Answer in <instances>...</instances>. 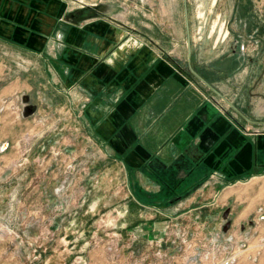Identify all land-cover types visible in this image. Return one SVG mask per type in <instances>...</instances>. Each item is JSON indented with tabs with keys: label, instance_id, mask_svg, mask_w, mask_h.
I'll return each instance as SVG.
<instances>
[{
	"label": "crops",
	"instance_id": "1",
	"mask_svg": "<svg viewBox=\"0 0 264 264\" xmlns=\"http://www.w3.org/2000/svg\"><path fill=\"white\" fill-rule=\"evenodd\" d=\"M87 1L79 0L96 5L91 14L67 0H0V47L31 63L28 78L2 84L0 94L32 97L44 87L47 105H60L109 161L122 163L125 194L132 205L134 189L142 191L148 226L214 204L230 207L233 226L252 216L264 222V106L234 108L223 67L181 62L176 32L159 19L150 25L140 10L147 21L137 22L121 0Z\"/></svg>",
	"mask_w": 264,
	"mask_h": 264
},
{
	"label": "rangeland",
	"instance_id": "2",
	"mask_svg": "<svg viewBox=\"0 0 264 264\" xmlns=\"http://www.w3.org/2000/svg\"><path fill=\"white\" fill-rule=\"evenodd\" d=\"M67 1L72 11L96 7ZM186 3L190 63L223 67L233 105L264 106V0ZM120 4L137 22L147 21L141 10L150 25L159 19L163 31L174 30L173 46L179 60L187 62L184 0ZM29 70L28 55L0 47V86L27 79ZM43 88L39 85L32 97L27 91L0 94V264H229L227 257L241 249L235 264H264V222L258 216L233 226L230 207L214 204L212 211H176L159 227L154 225L158 220L146 225L151 210L140 189H134L131 205L122 163L109 161L60 105H47ZM25 95L36 107L29 116L24 115ZM228 109L235 113L231 105ZM208 213L214 219L208 220Z\"/></svg>",
	"mask_w": 264,
	"mask_h": 264
},
{
	"label": "water",
	"instance_id": "3",
	"mask_svg": "<svg viewBox=\"0 0 264 264\" xmlns=\"http://www.w3.org/2000/svg\"><path fill=\"white\" fill-rule=\"evenodd\" d=\"M185 1V16H186V26H187V31H188V40H187V44H188V49H189V57L191 58V38H190V31H189V21H188V8H187V3L186 0ZM191 70L193 71V73L198 76L200 79L204 80L210 87H212V89L219 95H221L222 97H224L222 95V93L216 89L212 84H210L209 82H207L192 66H191ZM226 99V97H224ZM24 102H25V107H24V115L25 116H29L32 115L35 111H36V107L31 103L30 101V97L29 96H24L23 98ZM234 108H236L235 105H233L232 102H230L228 99H226ZM237 109V108H236ZM238 110V109H237ZM254 123H259L258 121H254L251 120ZM229 225H227V227L225 229L228 228Z\"/></svg>",
	"mask_w": 264,
	"mask_h": 264
},
{
	"label": "built area",
	"instance_id": "4",
	"mask_svg": "<svg viewBox=\"0 0 264 264\" xmlns=\"http://www.w3.org/2000/svg\"><path fill=\"white\" fill-rule=\"evenodd\" d=\"M230 239H233V237H230ZM242 244H243V243H241V245H242ZM242 246H243V245H242ZM244 251H245L244 249H241V250L238 251L237 253H235V254H233V255L227 257V259H226L225 261H227V262L229 261V264H235V262L237 261V257H238V255L242 254ZM233 252H234V251H233ZM196 260H199V259H198V258L196 259V257H195L194 262H195ZM170 261H172V260L169 259L168 262H170Z\"/></svg>",
	"mask_w": 264,
	"mask_h": 264
},
{
	"label": "trees",
	"instance_id": "5",
	"mask_svg": "<svg viewBox=\"0 0 264 264\" xmlns=\"http://www.w3.org/2000/svg\"><path fill=\"white\" fill-rule=\"evenodd\" d=\"M86 12H87L88 14H91V12H90L88 9H86Z\"/></svg>",
	"mask_w": 264,
	"mask_h": 264
},
{
	"label": "flooded vegetation",
	"instance_id": "6",
	"mask_svg": "<svg viewBox=\"0 0 264 264\" xmlns=\"http://www.w3.org/2000/svg\"><path fill=\"white\" fill-rule=\"evenodd\" d=\"M228 224V223H227Z\"/></svg>",
	"mask_w": 264,
	"mask_h": 264
}]
</instances>
